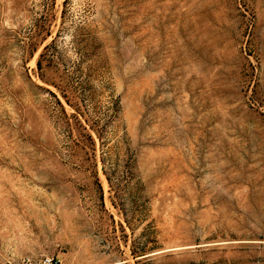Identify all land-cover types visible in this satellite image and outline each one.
Wrapping results in <instances>:
<instances>
[{"label":"rangeland","instance_id":"1","mask_svg":"<svg viewBox=\"0 0 264 264\" xmlns=\"http://www.w3.org/2000/svg\"><path fill=\"white\" fill-rule=\"evenodd\" d=\"M264 264V0H0V264Z\"/></svg>","mask_w":264,"mask_h":264},{"label":"built area","instance_id":"2","mask_svg":"<svg viewBox=\"0 0 264 264\" xmlns=\"http://www.w3.org/2000/svg\"><path fill=\"white\" fill-rule=\"evenodd\" d=\"M42 264H61V259L52 257H45L41 260Z\"/></svg>","mask_w":264,"mask_h":264}]
</instances>
